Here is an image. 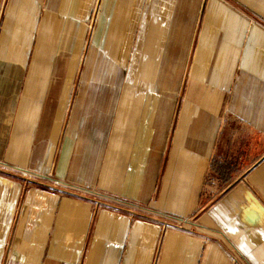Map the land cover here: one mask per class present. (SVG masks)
Listing matches in <instances>:
<instances>
[{
    "label": "crops",
    "instance_id": "1",
    "mask_svg": "<svg viewBox=\"0 0 264 264\" xmlns=\"http://www.w3.org/2000/svg\"><path fill=\"white\" fill-rule=\"evenodd\" d=\"M0 264H264V0H0Z\"/></svg>",
    "mask_w": 264,
    "mask_h": 264
},
{
    "label": "built area",
    "instance_id": "2",
    "mask_svg": "<svg viewBox=\"0 0 264 264\" xmlns=\"http://www.w3.org/2000/svg\"><path fill=\"white\" fill-rule=\"evenodd\" d=\"M90 27H92V20H91V23H90Z\"/></svg>",
    "mask_w": 264,
    "mask_h": 264
}]
</instances>
